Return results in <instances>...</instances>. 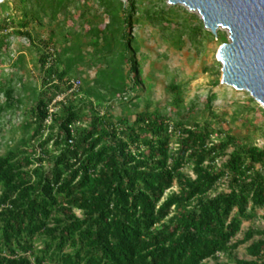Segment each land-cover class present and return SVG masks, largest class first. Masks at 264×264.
<instances>
[{"label":"trees","instance_id":"1","mask_svg":"<svg viewBox=\"0 0 264 264\" xmlns=\"http://www.w3.org/2000/svg\"><path fill=\"white\" fill-rule=\"evenodd\" d=\"M9 2L0 5V67L15 72L0 75V125L27 91L31 106L24 137L0 156V264H207L220 254L227 264H264V231L237 239L259 211L264 221V147L221 128L213 93L203 122L192 121L193 106L185 108L175 84L169 112L151 110L149 99L138 112L146 88L135 28L167 33L165 22L175 21L180 49L201 26L164 0H14L18 16ZM45 21L47 37L34 30ZM13 37L36 55L41 87L22 82L26 55L13 58ZM90 70L94 78L80 80L50 114L56 97ZM235 105L232 122L244 112L264 116L253 98ZM224 183L227 191L217 193ZM256 236L252 260L233 256Z\"/></svg>","mask_w":264,"mask_h":264},{"label":"rangeland","instance_id":"2","mask_svg":"<svg viewBox=\"0 0 264 264\" xmlns=\"http://www.w3.org/2000/svg\"><path fill=\"white\" fill-rule=\"evenodd\" d=\"M13 1L14 0H11L8 3V7L13 16H18L19 13ZM144 1L146 2V6L158 2V0ZM164 4L167 7L176 8L181 17L187 19L193 26H201V30L195 41H189V39L185 37L183 39L184 44L180 49H177L174 47L172 40V38L178 34L175 21L169 20L165 22L164 27L171 28L167 33H164L162 28L151 27L148 24H143L135 28L134 33L137 35L141 46L138 60L141 63L143 72L142 78L146 88L142 96L143 99L139 104L138 112L144 110L145 100L147 99L151 102V110L158 107L167 108L169 112V104L172 100L169 87L171 84H175L181 88L185 108L188 109L190 106H193L191 117L194 119H192V121L198 120L203 122L211 117L209 111L206 110V101L213 93L217 95V99L213 102L212 110L216 115L221 117V128L231 130L232 136L242 140L244 143L264 147V116L260 112H257L254 118L251 114L244 112L239 120L232 122L233 114L236 111L235 102H241L246 106L248 99L252 97L246 91H237L222 84V65L217 61V53L223 42L216 38L213 39L208 35V33H212L205 28L202 18L197 12L190 11L183 5H170L168 0H164ZM44 24L46 25V29H38L35 27L34 30L42 34L43 37H47L49 32L47 28L48 24L46 21ZM170 34H172V37ZM217 36H225L227 43L229 42V32L227 30L219 29ZM21 50H23L26 55L24 69L19 71V76H21L23 80L22 82L27 88L31 85L41 87L39 72L35 68L36 55L28 51L26 39L13 37L11 39V51L14 59ZM13 72H15V69L11 67V64L7 63L0 67V75H9L10 78ZM94 75L95 70H90L85 72L78 80L82 81L88 77L93 79ZM217 82L219 85H216ZM30 96L31 91H27L25 94V102L20 109L1 120L0 156L5 155L8 148L16 146L24 137L22 125L24 121L29 120L28 110L31 103L28 102V98ZM70 97L74 96H71V94L68 95V92L61 93L56 97L54 102L58 104L61 102L60 100L63 101ZM2 101L3 99H1V102ZM257 104L259 108L264 110L261 104ZM120 114L121 108H115L113 110L114 116H119ZM249 119H252V123L248 122ZM89 121L90 120L87 119V123ZM231 151L232 150L229 152ZM185 172L193 176L190 169H186ZM224 184L219 187L217 193L227 191L226 184L225 186ZM177 190V187L174 186L171 192H177ZM258 214V218L243 223L242 232L237 239H243L244 234L248 230L264 231V221L261 219L263 211H259ZM77 215L81 216L80 212H77ZM259 239L260 237L256 236L251 241L241 245L234 251L233 256L239 260H252L247 253V248ZM206 263L227 264L228 255L220 254L216 258L206 261Z\"/></svg>","mask_w":264,"mask_h":264},{"label":"water","instance_id":"3","mask_svg":"<svg viewBox=\"0 0 264 264\" xmlns=\"http://www.w3.org/2000/svg\"><path fill=\"white\" fill-rule=\"evenodd\" d=\"M6 1L0 0V5ZM127 2L128 0H122ZM197 12L205 28L217 37L229 32L217 61L222 65L223 85L246 91L264 108V0H168Z\"/></svg>","mask_w":264,"mask_h":264},{"label":"built area","instance_id":"4","mask_svg":"<svg viewBox=\"0 0 264 264\" xmlns=\"http://www.w3.org/2000/svg\"><path fill=\"white\" fill-rule=\"evenodd\" d=\"M80 87H81V81L80 80L73 81L71 84V88L68 90V95H70V94H71V96L75 95L78 92V90L80 89ZM60 101H62V100H60ZM56 104L57 103L54 102L52 104V106L50 107V114H53L57 111ZM46 123L47 124L51 123L50 118L46 121Z\"/></svg>","mask_w":264,"mask_h":264}]
</instances>
